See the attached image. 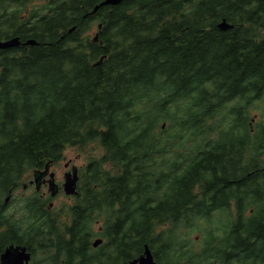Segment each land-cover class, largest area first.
<instances>
[{"label":"trees","instance_id":"16d2710c","mask_svg":"<svg viewBox=\"0 0 264 264\" xmlns=\"http://www.w3.org/2000/svg\"><path fill=\"white\" fill-rule=\"evenodd\" d=\"M27 1L0 0V40L37 41L0 49V254L14 242L31 264H127L148 244L157 264H264V140L244 114L264 100V0H122L98 11L93 44L77 36L100 0ZM93 140L104 153L67 208L12 196ZM222 201L231 227L192 239Z\"/></svg>","mask_w":264,"mask_h":264},{"label":"rangeland","instance_id":"374dc122","mask_svg":"<svg viewBox=\"0 0 264 264\" xmlns=\"http://www.w3.org/2000/svg\"><path fill=\"white\" fill-rule=\"evenodd\" d=\"M47 0H28L27 1V6L26 9L28 11H32L33 9H43V5H45ZM198 2V1H195ZM82 19V18H81ZM97 29L96 23H90L88 25L87 23V30L79 33V36L81 35H86L90 36L89 38L92 37L94 32ZM258 101V102H257ZM249 111L246 109L247 117H248V122L250 123L249 126L251 128H255L254 134H252V137H255L256 134V129L260 127L261 124H264V105L262 104L261 101L259 100H254L251 103H249ZM248 107V108H249ZM223 122V119H222ZM212 136H215L213 133ZM196 139H201V136L195 137ZM210 138V136H209ZM192 142H190L191 144ZM210 146H212V143H210ZM177 152H182L181 149H179ZM103 154V148L98 144L97 141H93L88 143L85 147H80V146H68L65 148L63 151L62 157H64L65 160L67 159H72V161L76 165H84L86 164L89 160L92 159V156H101ZM64 160H61L59 163H53L52 164V171L55 173L56 180H60L62 176V172L64 170ZM28 179H32V171H27L25 175L22 177V179L19 181L18 187L13 191L12 196L14 197H27L33 195L32 190H27L23 188L24 184L28 183ZM44 190H47V187L44 186ZM53 211L58 212L61 209L67 208L69 205H71L74 202V198H68L66 195L63 193L62 195H59L55 197L53 201ZM228 211L224 209H216V212L207 218L205 216L204 222L203 223H198L197 229L192 231L190 234V237L196 241L200 240L203 236L204 233H206L208 230L212 231L215 235H222L223 231L226 230L229 226V220L230 218L233 217L234 214V205L229 204L228 205ZM216 217V218H215ZM226 217H229L228 222L226 223ZM69 219L68 211H67V216L66 220ZM101 222H94L92 224L93 229L95 232L99 230V225ZM98 226V227H97ZM95 237V236H94Z\"/></svg>","mask_w":264,"mask_h":264},{"label":"water","instance_id":"95a60500","mask_svg":"<svg viewBox=\"0 0 264 264\" xmlns=\"http://www.w3.org/2000/svg\"><path fill=\"white\" fill-rule=\"evenodd\" d=\"M121 2V0H102L98 4H96L93 9L91 10V13L96 12L101 6L104 5H117ZM233 25L228 23L225 18L220 20L217 23V27H219L221 30H226L228 28H231ZM97 35L95 36V38ZM19 37L13 36L9 39H6L4 41H0V49L15 47L20 44ZM35 41L33 39H28L25 44H34ZM47 173L46 170L44 171H35V181L39 182L40 178H42ZM50 176H52V173H50ZM76 181H77V175L76 171H73V173L68 172L65 175V181L63 183V189L66 194H74L76 193ZM51 188L53 187V191L51 192L52 195L55 193V187L52 181ZM39 186V185H37ZM101 242V239H96L93 242V246L98 245ZM30 259V253L26 251L25 246H8L1 254H0V261L2 264H29ZM127 264H157L153 253L149 246L147 244L144 245L143 252L136 258L130 260Z\"/></svg>","mask_w":264,"mask_h":264},{"label":"flooded vegetation","instance_id":"af4514ba","mask_svg":"<svg viewBox=\"0 0 264 264\" xmlns=\"http://www.w3.org/2000/svg\"><path fill=\"white\" fill-rule=\"evenodd\" d=\"M36 9H37V8H36ZM33 10H35V9H33ZM33 10H32V11H33ZM25 12H29V11L26 9ZM76 26H77V25H76ZM99 26H100V24L98 23V24H97V29H96V30L99 29ZM96 32H97V31H96ZM97 33H98V32H97ZM94 34H95V33H94ZM88 37H90V36L88 35ZM77 39H79V40H81V41H84V35H82V36H77ZM21 40H22V39H21ZM25 40H26V39H25ZM23 41H24V40H22V43H21L20 45H31V44H24ZM93 42H94V43H102L98 38H97L96 40H93L92 43H93ZM252 129H253V128H252ZM253 131H255V129H253ZM256 138H263V140H264V131H263V133H260V130H257V131H256V134H255V137H254V140H255ZM256 146H257V145H256ZM254 151L256 152V156L260 158V156H259L258 152L256 151V149H255V150L253 149V153H254ZM263 153H264V152H263ZM66 165H67V163H66ZM250 172H251V171H250ZM250 172L248 171V172H246V173H243V176H247V177H249ZM251 174H252V176H253V177H252V186H253V190L255 191V190H257V188H258L259 182H258L257 174H256L255 170H252ZM78 175H79V177H78V183L80 184V181H81V179H82L81 169H78ZM55 179H56V177H55ZM245 184H246V183H245ZM245 184L242 183V186L245 185ZM28 185H29L30 188H31V187H36L35 184H34V182H32L31 180L28 181ZM38 185H39V188H38V189H41V190H42V195L46 196V195H47V191H49V187H50L49 177L46 176V178L41 179V180L38 182ZM25 186H26V185H25ZM44 186L47 187V190H44V189H43ZM211 186L213 187V185H211ZM60 194H61V191L59 190V191L57 192V195H60ZM52 207H53V206H52ZM52 207H51V208H52ZM226 207H227V204H226L225 202H223V201L220 202L219 205L215 206L216 209H226Z\"/></svg>","mask_w":264,"mask_h":264},{"label":"bare ground","instance_id":"6f19581e","mask_svg":"<svg viewBox=\"0 0 264 264\" xmlns=\"http://www.w3.org/2000/svg\"><path fill=\"white\" fill-rule=\"evenodd\" d=\"M216 218V217H215Z\"/></svg>","mask_w":264,"mask_h":264}]
</instances>
